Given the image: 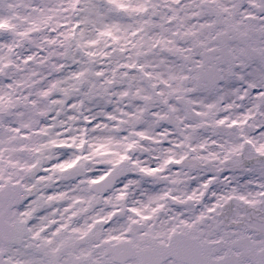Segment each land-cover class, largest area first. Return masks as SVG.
<instances>
[{
    "label": "snow or ice",
    "instance_id": "snow-or-ice-1",
    "mask_svg": "<svg viewBox=\"0 0 264 264\" xmlns=\"http://www.w3.org/2000/svg\"><path fill=\"white\" fill-rule=\"evenodd\" d=\"M0 264H264V0H0Z\"/></svg>",
    "mask_w": 264,
    "mask_h": 264
}]
</instances>
